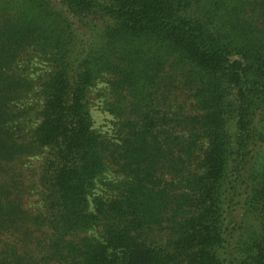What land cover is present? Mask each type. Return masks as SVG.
Returning a JSON list of instances; mask_svg holds the SVG:
<instances>
[{
	"label": "trees",
	"instance_id": "1",
	"mask_svg": "<svg viewBox=\"0 0 264 264\" xmlns=\"http://www.w3.org/2000/svg\"><path fill=\"white\" fill-rule=\"evenodd\" d=\"M0 264H264V0H0Z\"/></svg>",
	"mask_w": 264,
	"mask_h": 264
},
{
	"label": "rangeland",
	"instance_id": "2",
	"mask_svg": "<svg viewBox=\"0 0 264 264\" xmlns=\"http://www.w3.org/2000/svg\"><path fill=\"white\" fill-rule=\"evenodd\" d=\"M31 65V76L37 77L41 74H44L48 69L49 66L47 63L44 62H38V60L34 59L32 61ZM105 83L104 82H98L95 86L91 88L90 96H91V102H90V111L94 119V128L100 133V134H112L114 130V122L115 118L109 114L107 111L103 109V100L104 97L101 94V92L105 91ZM38 161L35 159V164ZM115 177L112 173H107L106 178H113ZM95 194H102L103 186L98 183V188H95L94 190Z\"/></svg>",
	"mask_w": 264,
	"mask_h": 264
}]
</instances>
